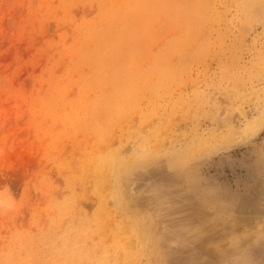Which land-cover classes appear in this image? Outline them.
<instances>
[{"label":"rangeland","instance_id":"1","mask_svg":"<svg viewBox=\"0 0 264 264\" xmlns=\"http://www.w3.org/2000/svg\"><path fill=\"white\" fill-rule=\"evenodd\" d=\"M208 3L0 0V264H116L132 233V264H264V0ZM111 50L156 92L112 104ZM115 149L157 152L125 176L136 208Z\"/></svg>","mask_w":264,"mask_h":264},{"label":"bare ground","instance_id":"2","mask_svg":"<svg viewBox=\"0 0 264 264\" xmlns=\"http://www.w3.org/2000/svg\"><path fill=\"white\" fill-rule=\"evenodd\" d=\"M195 1H197V0H195ZM198 1H199V4L196 6L197 7L196 13H197V16H199V14H200L199 17H201L202 16V12H203L202 10H206L207 11L208 9H210L209 7H211V4L208 3L209 0H198ZM172 6L175 7V5H172ZM245 7L246 8L249 7V3L247 1L245 3ZM134 41H135V38H134ZM104 47H105V49L107 48V46H104ZM110 53H113L110 56L111 59L113 60L112 62H108L106 60H103V61H100V62L103 63V64H106L105 71L108 72V76L111 78V81L112 82H116L117 80H120V83L123 85L122 86L123 89H121L119 92H117L118 96L112 95L110 97V101L112 102V104H114L116 101H122L123 104H125L127 102V104H129V103H131V101H135L134 98L138 99L141 96L140 95L141 92H148L150 89H151L150 91L156 92L155 88H153L151 86L149 87V85L147 86V84H145V83L143 85L139 84V78L136 77V76L135 77H131L130 76V77L125 78L124 76H121L118 73H116L115 70H119V68L116 67L118 65V62L115 61V59L116 58L120 59V56L116 55L114 53V51H112V50L110 51ZM129 58H131V56ZM112 66L116 67L115 70H111ZM162 68H159L157 71H158L159 74H163V76L161 77V75H159L158 77H160V78L155 82L156 84H154V85H160L161 84L162 87L164 88L163 91L168 92L170 85L166 84V83L171 81V80H173L175 78V73H177V72L175 71V69L172 72L160 71ZM139 72H140V70H139ZM139 74H141V73H139ZM98 76H100V75H98ZM102 83H103V81H102ZM103 84H107V86H109V87L111 86L106 81ZM147 87H149V89ZM103 103L105 104L106 110L107 111L110 110L112 104H107L106 101L103 102ZM108 106L110 108H108ZM120 111H122V110H120ZM259 122H260V120H259ZM250 125H251V129L252 130H254L256 128L254 123L251 122ZM191 152L193 153V148L192 147H190L188 150H185L184 153L181 154V156H185L187 153H191ZM156 153L157 152L153 151V150L144 151V153L139 154L140 157H138V155L136 157V155H135V160H131V158L120 157L121 156V151L118 152V150L115 149L114 151H111L109 154H107L105 157L100 158V163H101L100 165H103L104 167H107V168H109L110 171H112V173L110 172V178L112 177L111 184L113 185V188H114L113 190L114 191L111 192L110 195L114 196L115 200H118V202L121 205V207H123L125 209L128 208V207L130 208V206L133 207V205L136 202L135 201V197L131 196L128 193V191H126V190L124 191V189H123V186H124V184L126 182L125 176L128 173L131 172V170L140 162V160H142V159H140L141 157L144 158L143 160L149 161L150 157L153 154H156ZM102 182H104V181H102ZM103 186L104 185L101 184V183L97 184L98 190L101 189ZM107 196H108V194L103 196L102 203L105 202V199H106ZM135 205H134V208H136ZM140 212H142V211H140V209H138V207H137V209L135 210L137 218H135V220H133L132 224H135V225L139 226L142 230H145L146 229L145 227H148L147 223L151 224V222L147 221L145 223V221L143 220L144 215H142L143 214V212H142L141 215L143 217H142L141 221L143 223H141L142 225H140V219H139V217H141V216H139ZM98 215H99V213L96 214V217ZM147 218L149 219V216ZM152 220L153 219H151V221ZM213 220H211V221H213ZM154 225H155V223H154ZM140 236H141L140 233L137 234V235L132 233V234H125V235H118L117 236L116 240H114V241H115L116 250H118L120 252V255H119V257L117 259H115L116 264H118V262H122L124 264H132L133 260L131 261V259L135 260L136 257L138 258L139 254L141 253V246L138 243V239H139ZM116 253H118V252H116ZM216 253H218V252H216ZM121 258H122V260H121Z\"/></svg>","mask_w":264,"mask_h":264},{"label":"clouds","instance_id":"3","mask_svg":"<svg viewBox=\"0 0 264 264\" xmlns=\"http://www.w3.org/2000/svg\"><path fill=\"white\" fill-rule=\"evenodd\" d=\"M0 207H7L10 209L12 207V205H3L2 202H0Z\"/></svg>","mask_w":264,"mask_h":264}]
</instances>
